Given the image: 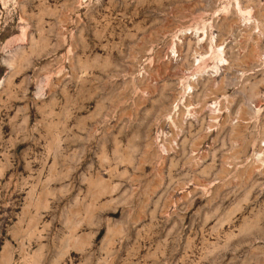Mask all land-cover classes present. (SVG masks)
Segmentation results:
<instances>
[{"label": "rangeland", "instance_id": "1", "mask_svg": "<svg viewBox=\"0 0 264 264\" xmlns=\"http://www.w3.org/2000/svg\"><path fill=\"white\" fill-rule=\"evenodd\" d=\"M0 264H264V0H0Z\"/></svg>", "mask_w": 264, "mask_h": 264}]
</instances>
